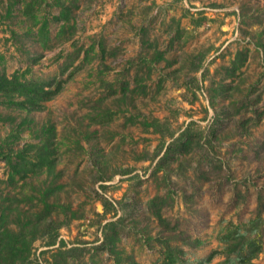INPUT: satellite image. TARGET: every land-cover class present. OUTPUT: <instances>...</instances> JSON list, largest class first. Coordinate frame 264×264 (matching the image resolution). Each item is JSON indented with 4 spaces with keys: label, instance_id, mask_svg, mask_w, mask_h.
I'll list each match as a JSON object with an SVG mask.
<instances>
[{
    "label": "rangeland",
    "instance_id": "rangeland-1",
    "mask_svg": "<svg viewBox=\"0 0 264 264\" xmlns=\"http://www.w3.org/2000/svg\"><path fill=\"white\" fill-rule=\"evenodd\" d=\"M263 70L264 0H0V264H264Z\"/></svg>",
    "mask_w": 264,
    "mask_h": 264
},
{
    "label": "trees",
    "instance_id": "trees-1",
    "mask_svg": "<svg viewBox=\"0 0 264 264\" xmlns=\"http://www.w3.org/2000/svg\"><path fill=\"white\" fill-rule=\"evenodd\" d=\"M261 76H264V70ZM53 81L54 80L38 83L21 80L17 75H13L9 78L5 74H2L0 75V92L10 98L8 104L12 103L28 110H34L41 108V103L44 100H48L60 92L62 88L61 83H58L56 87L53 88ZM174 145H181V150L184 151H189L192 148L189 142V137L186 138V133H183L181 138L172 141L170 145H168L169 149ZM159 199L160 197H155L152 200V203L155 204ZM160 208L161 207H158V209L155 210V214L158 216L160 224L169 230H173L175 226L171 225V221L162 215ZM261 218L260 210L257 219L253 220L245 232L241 233L240 227H236L233 231L235 235L227 236L226 245L222 251L215 250L206 259L209 260L217 252H223L226 255L227 262H231L232 264L235 262H237V264H252L251 260L262 249L263 245ZM165 247V253L169 259H172L174 256L180 258L176 251L182 253L181 249L178 248V250H176V248L172 247L168 241H166ZM182 260L184 261V259Z\"/></svg>",
    "mask_w": 264,
    "mask_h": 264
}]
</instances>
